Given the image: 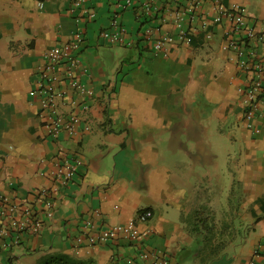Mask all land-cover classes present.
Returning a JSON list of instances; mask_svg holds the SVG:
<instances>
[{
	"label": "crops",
	"instance_id": "0c3cea01",
	"mask_svg": "<svg viewBox=\"0 0 264 264\" xmlns=\"http://www.w3.org/2000/svg\"><path fill=\"white\" fill-rule=\"evenodd\" d=\"M74 1L39 7L37 0H0V190L36 211L41 189H54L56 199L54 215L6 250L0 264H37L59 253L98 264L131 257L155 264L141 258L142 249L166 254L169 264H250L264 241V117L256 118L260 133L248 126L247 73L229 46L231 23L215 18L217 4L237 7L264 31V0H204L186 14L190 40L161 51L144 29L175 33L176 12L191 0H154L150 21L147 0L126 8L124 0H88L92 18ZM115 17L127 32L110 42L101 32ZM79 29L82 76L96 92L84 115L89 130L54 137L41 114L38 75L46 51ZM251 44L264 63V44ZM60 110L71 106L60 103ZM74 158L81 161L74 180L59 185V163ZM202 203L216 205L220 219L232 212L241 239L227 246L212 239L214 229L191 214ZM143 209L153 216L137 221V241H91Z\"/></svg>",
	"mask_w": 264,
	"mask_h": 264
},
{
	"label": "built area",
	"instance_id": "2783aa9c",
	"mask_svg": "<svg viewBox=\"0 0 264 264\" xmlns=\"http://www.w3.org/2000/svg\"><path fill=\"white\" fill-rule=\"evenodd\" d=\"M153 1L147 0L143 4L147 14L152 15L150 9ZM37 2L39 7H44L46 0H37ZM87 2L88 0H75L74 7L80 8L92 18L95 14L86 6ZM203 2L204 0H191V7L176 12L175 33L168 31L160 33L154 27L148 26L144 29L143 36L152 41L155 51L170 48L178 39L190 40L184 27L186 14L189 11L193 13L192 11L199 8ZM120 5L123 8L132 6L133 0H124ZM216 11V20L220 22L227 20L231 23L228 29L229 46L238 59L239 67L247 73L243 97L244 116L248 126L260 133L261 127L255 122L260 116L264 117V63L256 58L257 52L251 43L264 44V31H257L255 26L248 22L243 9L217 4ZM126 32V27L121 24L118 17H115L111 27L103 30L101 34L110 42H119ZM84 41L85 32L79 29L71 40L54 45L46 51L45 63L39 71L36 92L40 96L41 114L44 116L45 126L54 137H59L63 133L77 134L81 131V127L84 131L89 130L84 115L91 109L96 99V92L82 76L87 69L82 67L77 52ZM60 103L71 106V110L61 111ZM80 164L78 158L59 163L55 171L59 185L72 182ZM58 187L57 185L55 190ZM51 190L54 189H41L39 198L43 206L38 211L32 205H20L0 190V256L19 244L26 232L42 227L46 220L54 215L56 199ZM19 213L27 217L30 223L23 220ZM152 216L151 209H143L138 213L137 218L133 217L126 223L105 229L91 237V241L105 243L120 237L132 241L138 240L141 234L137 221H146ZM150 257L155 260V264H169L168 258L160 256L159 251H147L142 254L143 259ZM258 261L264 264V241L255 248L250 264H260ZM113 264H127V261L119 259Z\"/></svg>",
	"mask_w": 264,
	"mask_h": 264
},
{
	"label": "rangeland",
	"instance_id": "374dc122",
	"mask_svg": "<svg viewBox=\"0 0 264 264\" xmlns=\"http://www.w3.org/2000/svg\"><path fill=\"white\" fill-rule=\"evenodd\" d=\"M235 207L236 205L233 206V208ZM217 208L216 205L208 203L194 204L191 206V214L193 217H197V220H201L203 225L214 229L215 235H212L211 238L216 239L219 245H233L241 239V233H238L237 231L241 222L233 219L234 214L232 212H227V215H225L228 216L227 219H220L221 210H218Z\"/></svg>",
	"mask_w": 264,
	"mask_h": 264
},
{
	"label": "trees",
	"instance_id": "16d2710c",
	"mask_svg": "<svg viewBox=\"0 0 264 264\" xmlns=\"http://www.w3.org/2000/svg\"><path fill=\"white\" fill-rule=\"evenodd\" d=\"M154 7H155V5L152 3L150 10H151V13L155 15L157 13H156ZM145 14L147 16V13H145ZM150 18H152V16L150 17V14H148V16L146 17L145 21L150 19ZM148 21H150V20H148ZM145 39H146V41L149 44L151 43V40H149L147 38H145ZM135 241H137V240H135ZM144 252H147V251H145V250L143 251V249H142L140 251V254H141L140 256H142V254ZM160 256H166L168 258L169 262H170V258L166 254L160 253ZM136 262H137V259L131 257V259L129 260L128 264H136ZM37 264H98V262L95 259H93V258L83 259V258L72 256V255L67 254V253H59V254L50 255V256L46 257L45 259L39 261Z\"/></svg>",
	"mask_w": 264,
	"mask_h": 264
}]
</instances>
